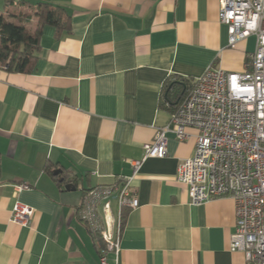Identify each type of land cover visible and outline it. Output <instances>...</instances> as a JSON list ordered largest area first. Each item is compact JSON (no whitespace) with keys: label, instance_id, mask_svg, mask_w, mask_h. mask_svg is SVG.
Masks as SVG:
<instances>
[{"label":"crops","instance_id":"obj_1","mask_svg":"<svg viewBox=\"0 0 264 264\" xmlns=\"http://www.w3.org/2000/svg\"><path fill=\"white\" fill-rule=\"evenodd\" d=\"M38 2L0 0L6 21L31 15L26 29L39 32L29 73L0 69V264H99L102 242L75 210L84 190L118 178L129 179L138 208L123 212L108 264H249L228 250L233 200L191 205L174 178L195 130L182 142L166 133L167 155L134 175L132 163L169 128L166 81L190 85L210 66L242 73L255 37L229 45L219 0H51L70 21L58 37L33 16ZM21 184L28 189L16 192ZM14 202L33 209L28 226L11 222Z\"/></svg>","mask_w":264,"mask_h":264},{"label":"built area","instance_id":"obj_2","mask_svg":"<svg viewBox=\"0 0 264 264\" xmlns=\"http://www.w3.org/2000/svg\"><path fill=\"white\" fill-rule=\"evenodd\" d=\"M218 20L227 27L229 45L255 37L244 71L206 69L171 112L169 128L158 130L154 141L143 145V157L132 163V170L134 175L146 159L167 155L169 131L182 142L191 137L187 129L195 130L194 153L180 161L176 182L186 187L191 205L231 198L235 230L228 250L241 252L249 264H264V0H219ZM137 208L127 178L83 191L75 215L102 242L99 264H108L111 253L118 255L123 211ZM33 213L14 202L10 220L25 227Z\"/></svg>","mask_w":264,"mask_h":264},{"label":"trees","instance_id":"obj_3","mask_svg":"<svg viewBox=\"0 0 264 264\" xmlns=\"http://www.w3.org/2000/svg\"><path fill=\"white\" fill-rule=\"evenodd\" d=\"M30 8L33 16L38 19V23L54 27L58 37L63 32L69 31V16L63 9L53 7L51 0H40ZM30 18L31 15H18L16 22L12 23L6 21L3 14L0 13V69L7 73L27 74L32 70L36 53L39 50V32L30 33L26 29ZM193 83L183 85L178 81H166L164 98L171 105V112L175 110L182 98L189 92ZM176 93L179 94V97L175 99L174 95ZM167 103L166 105H168ZM57 181L60 185L65 183V180L60 181L59 178Z\"/></svg>","mask_w":264,"mask_h":264},{"label":"water","instance_id":"obj_4","mask_svg":"<svg viewBox=\"0 0 264 264\" xmlns=\"http://www.w3.org/2000/svg\"><path fill=\"white\" fill-rule=\"evenodd\" d=\"M54 175L57 176L59 178L60 181H63V179L60 178L61 175V171H55Z\"/></svg>","mask_w":264,"mask_h":264}]
</instances>
